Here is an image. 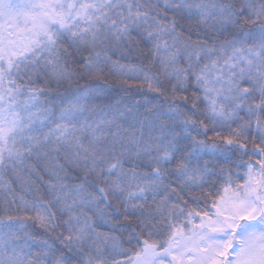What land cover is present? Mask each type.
<instances>
[{
  "label": "snow or ice",
  "instance_id": "6c2138e0",
  "mask_svg": "<svg viewBox=\"0 0 264 264\" xmlns=\"http://www.w3.org/2000/svg\"><path fill=\"white\" fill-rule=\"evenodd\" d=\"M0 264H264V0H0Z\"/></svg>",
  "mask_w": 264,
  "mask_h": 264
}]
</instances>
